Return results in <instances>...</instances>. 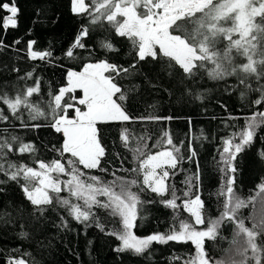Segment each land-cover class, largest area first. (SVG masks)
<instances>
[{"label":"snow or ice","instance_id":"snow-or-ice-1","mask_svg":"<svg viewBox=\"0 0 264 264\" xmlns=\"http://www.w3.org/2000/svg\"><path fill=\"white\" fill-rule=\"evenodd\" d=\"M0 11L6 13L0 18V28L6 32L9 27H19L20 9L16 0H0ZM42 11L43 7L38 8L36 16L39 17ZM69 12L74 17L85 18L87 23L80 25L72 43L64 52L67 58L76 59L77 49L88 51L91 55L93 48L85 43L90 38L89 25L103 27L107 23L114 29L116 36L130 41L132 50L129 54L132 55V62L128 66L108 59L84 62L79 71H67L66 83L56 92L49 91L46 101L33 103L30 100L41 91L39 79H35L33 86L18 90L15 96H9L6 92L0 94V105L3 106L0 107V121L8 120L4 108L16 119L21 118V109L27 110L32 121L43 118L45 124H32L31 127H47L59 134L62 143L59 147L53 145V150L61 158L65 154L68 157L65 162L62 159H52L49 162L39 160L35 162L37 167L12 162L8 159L10 153H35L36 148L15 135L0 138V161H4L0 163V175L6 177L0 179V185L8 182L20 184L25 200L34 206V212L30 215L37 220L39 216L35 213L42 216L48 210L46 206L53 205L55 201L77 223L84 224L85 227L95 224L101 232L115 237L119 242L113 249L118 255L130 253L147 259L151 256L149 249L153 244H168L172 241L190 243L194 248V254L190 253L187 258H173L181 260L182 264H264V241H258L259 237H264V175L258 178V183L251 190L255 194L247 199L237 195L235 187L240 172L236 166L237 158L258 142V130L264 127V111H254L238 132L234 131L222 140L217 162L223 178L217 193L224 197L222 211L219 216L209 218L203 230L197 228L205 225V203L199 194L200 165L194 159L198 152L191 141L187 156L181 150L183 142L180 145L174 144L168 132L154 145L163 146L155 153L146 154L144 148L147 145L137 143L131 151L132 160L138 163V167L126 169L121 166L114 169L110 173L113 179L107 182L97 175H89L87 179H83L85 173L82 171L83 168L99 170L101 173L109 172L102 165L106 150L102 143L100 125L123 124L134 119H174L171 116L151 115L134 118L127 111L129 96L117 80L134 75L133 70L139 62L149 58L154 61L163 60L162 68L169 76L173 70L178 69L181 84L186 79L196 77L199 70H205L213 80L236 76L239 85H243L245 90L259 94L252 104L257 107L264 105V0H89L88 3L86 0H69ZM51 19L55 23L59 17L53 15ZM37 22V19L32 21L33 24ZM188 25L192 27L189 28ZM31 32L32 29H29L26 34L31 35ZM220 38L228 41L223 50L217 48ZM20 42L17 39L13 43ZM36 44L35 39L26 42V56L29 60L47 63L55 59L51 46L37 50ZM96 44L109 53L119 51L108 37L98 38ZM2 47L4 44L0 40V48ZM234 51L246 62L234 63ZM33 76L34 71L26 73L21 79H31ZM250 81H255V87ZM132 90L134 89L129 91ZM77 91L81 93L80 96L76 95ZM186 91L190 92L188 89ZM240 94L243 98L246 93L242 90ZM41 103L45 107H41ZM69 110L74 113L73 116H69ZM21 124L29 127L24 121ZM129 138V129L121 128L119 139L126 147ZM136 139L143 141L144 137ZM185 160L195 163L196 168L182 181L185 188L179 190L182 192L181 196L177 195L175 185L168 184L167 180L175 175L178 165ZM256 161L264 171V150L256 152ZM117 171L136 173L137 176H142V180L117 176ZM60 176L67 179H60ZM134 188L137 191H133ZM194 188L197 189L195 194ZM3 191L0 187V192ZM62 191H66L70 198L61 197ZM148 192L160 197L159 203L165 208L175 211L182 206L191 216L192 223L174 215L175 222L167 232H156L145 237L136 235L134 229L138 226L137 222L147 218L143 215L144 206L157 202L153 199H141V193ZM168 196L170 198L165 199ZM178 200L181 204L177 203ZM94 209L107 210L110 216L118 218L119 227L106 231ZM241 209H249V214L242 217ZM4 214L11 215L7 212ZM60 220L59 226L68 229L67 219L62 216ZM225 226L231 228L230 244L235 245V248L226 250L230 252L226 261H213L205 249L206 241L226 239L221 235V229ZM20 227L23 228V225ZM28 235L26 231L19 233L21 238H27ZM5 264L34 262L21 256L8 257Z\"/></svg>","mask_w":264,"mask_h":264},{"label":"trees","instance_id":"trees-1","mask_svg":"<svg viewBox=\"0 0 264 264\" xmlns=\"http://www.w3.org/2000/svg\"><path fill=\"white\" fill-rule=\"evenodd\" d=\"M89 0H86L88 3ZM20 9L18 17L19 27L13 29L9 27L7 31L0 28V40L4 47L0 48V94L8 93L15 96L18 90L33 86L35 79L40 80L41 91L34 94L30 100L33 103L46 101L48 92H56L58 88L66 83V73L69 69L79 71L82 63L96 60L108 59L111 62L128 66L132 62L131 43L126 38L115 35L114 29L107 23L103 27L100 25H89L90 38L85 43L93 48L91 55L88 51L77 49L76 59H69L64 55L68 46L72 43L80 25L87 23L85 18L74 17L69 12V0H16ZM43 7L39 17L36 16L38 8ZM6 13L0 11V18ZM59 17L53 23L51 17ZM38 22L33 24L32 21ZM122 19V18H120ZM189 28L192 25H188ZM32 29L31 35L28 30ZM108 37L110 42L119 49L118 52H106L96 44L98 38ZM19 39V44L13 43ZM35 39L37 50H43L51 46L53 61H32L26 56V42ZM228 41L220 38L217 48L223 50ZM234 63L246 62L235 51L232 53ZM163 60L141 61L134 69V75L127 79H119L117 82L122 85L129 96V104L126 105L128 113L136 117L160 116L174 117L172 120H140L134 119L132 122L111 123L100 125L102 133V143L106 150V156L102 165L109 169L108 173H101L99 170L83 169L87 179L89 175L100 176L105 182L112 180L110 174L114 169L121 166L126 169L138 167V163L132 160L131 149L140 143L146 144L144 152L155 153L162 149V145L154 147L157 142L168 132L173 143L182 145V152L187 156L188 144L191 141L198 152L194 158L200 165L201 181L199 194L205 203L204 216L205 225L197 226L203 230L207 226L209 218L219 216L222 211L223 196L217 193L223 183L222 173L219 171V149H222V140L230 136L234 131L238 132L245 123V120L254 111H264V105L254 106L252 101L258 97V93L247 91L243 85H239L236 76H228L223 80H213L207 76L205 70H199L198 75L191 80H184L180 83L181 74L178 69L172 71V75L162 68ZM209 67L211 65L209 64ZM34 71L31 79H21L26 73ZM255 87V81H250ZM157 85L152 87V85ZM130 89H134L129 91ZM167 89V91H165ZM186 89L190 90L186 91ZM245 91V96L241 97V91ZM77 96L81 93L77 91ZM200 98L197 99L196 97ZM45 107L44 103L40 104ZM0 107H3L0 105ZM83 107V106H81ZM4 114L8 120L0 121V138L12 135L20 137L25 143H32L35 153H24L19 155L16 152L10 153L8 159L12 162L25 163L31 167H37L36 161L43 160L49 162L52 159L67 160V154L63 158L53 150V145L59 147L62 137L54 133L47 127L34 128L32 124H45L41 118L36 121L29 119L27 110L21 109V118L16 119L4 108ZM74 113L69 110V116ZM24 121L29 127H23ZM129 129V143L124 146L119 139L121 128ZM258 142L251 149L241 153L236 161V166L240 169L236 184V192L241 198L247 199L254 195L251 191L258 183V178L264 175L261 165L256 161V152L264 150V127L258 130ZM143 136V141L136 138ZM143 158V157H142ZM4 161H0L3 163ZM196 165L185 160L178 165L175 175L170 176L167 183L175 185L178 190L177 195L182 196L185 185L182 181L187 175L195 171ZM182 169V171H181ZM173 171V170H170ZM55 175V174H53ZM117 176L136 178L142 180V176L129 171H117ZM0 179L6 177L0 175ZM60 179H67L60 176ZM21 183H23L21 181ZM4 189L0 192V264H5L8 257H16L34 262V264H182L181 260H174V257L187 258L190 253L194 254L193 246L170 241L168 244H153L149 249L151 256L135 257L130 253L118 255L113 249L119 242L113 236H108L101 232L93 224L85 227L84 224L77 223L68 216L66 209L55 203L47 207V211L39 219H35L30 213L34 212V206L25 200L20 184L8 182L0 185ZM137 191V189H133ZM197 189H193L195 194ZM55 196V193H50ZM61 197L70 198L66 191L60 193ZM170 196L165 197V199ZM73 199L74 202H76ZM100 199H104L100 197ZM142 200L153 199L156 203L144 206L143 215L147 218L139 220L137 228L134 229L136 235L145 237L149 234L160 232L165 233L175 222L174 215L178 219H183L192 223L191 216L182 208L173 210L165 208L160 201V197L154 193H141ZM82 203V202H81ZM181 204V201H177ZM139 207V206H138ZM100 223L109 231L119 227V220L109 215L105 209H94ZM249 209H241L240 215L246 217ZM11 215H5L4 213ZM65 217L69 223V228L60 227L61 217ZM23 225V228L20 226ZM250 227L251 225L248 224ZM20 231L28 232L27 238L19 236ZM221 235L226 239L218 238L215 241H206L205 249L209 256L216 260H227L230 252L234 249L231 245V228L225 226L221 229ZM91 241V243H89ZM258 241H264V237H259ZM23 254V255H22Z\"/></svg>","mask_w":264,"mask_h":264}]
</instances>
